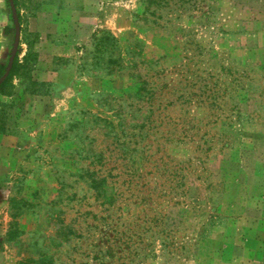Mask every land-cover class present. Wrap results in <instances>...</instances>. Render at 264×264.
<instances>
[{
    "label": "rangeland",
    "instance_id": "obj_1",
    "mask_svg": "<svg viewBox=\"0 0 264 264\" xmlns=\"http://www.w3.org/2000/svg\"><path fill=\"white\" fill-rule=\"evenodd\" d=\"M23 1L0 124L27 149L0 181V264H264L260 1L87 0L92 32L66 8L39 31ZM16 36L0 0L6 69ZM128 52L141 64L119 69Z\"/></svg>",
    "mask_w": 264,
    "mask_h": 264
},
{
    "label": "crops",
    "instance_id": "obj_2",
    "mask_svg": "<svg viewBox=\"0 0 264 264\" xmlns=\"http://www.w3.org/2000/svg\"><path fill=\"white\" fill-rule=\"evenodd\" d=\"M22 2V0H20ZM87 0H83L82 6H77L75 9H68L70 6H66V4H61L62 6H58V11L55 12L56 7V1L55 0H41L38 10L35 12L34 19H31V23L33 26H39V31L42 32H48L51 24L45 23L48 19L52 18V16L56 17L57 24L55 27L58 29V27H62L65 24L64 18H63V10L66 8V12L71 11V17H68L66 20L70 24L78 23L80 26H84V30L88 28L86 23L87 21L91 24H94V27L92 26V29H90V32L95 30V27H97V19L99 17L97 16V13H88V10H86V2ZM24 3L27 4L26 10L29 8L30 0H24ZM91 27V25H90ZM34 30V29H32ZM87 32V31H86ZM31 147V144H30ZM27 146H25V142L23 139L20 138V136L16 134H0V181H3L7 175V172H10L11 170H14V166L16 163H19L22 161V156H24V152L26 151ZM18 161V162H17ZM8 164V165H7ZM7 189H5L4 184H1L0 182V235L1 230L5 228L6 224V217H7ZM4 225V226H2ZM5 233V232H4ZM3 233V234H4Z\"/></svg>",
    "mask_w": 264,
    "mask_h": 264
},
{
    "label": "trees",
    "instance_id": "obj_3",
    "mask_svg": "<svg viewBox=\"0 0 264 264\" xmlns=\"http://www.w3.org/2000/svg\"><path fill=\"white\" fill-rule=\"evenodd\" d=\"M259 1L261 3V7L264 8V0H259ZM111 39H113L116 42V45H117L116 46V49L119 50V51H122V47L120 46V43H119L118 39L115 38V37H113L112 35L111 36L110 35L104 36V37H102L98 41L97 46L98 47L100 45L102 46L101 48H99V50L100 51H103L105 49V42H107V40H111ZM133 44L134 43L129 44L128 48L131 47ZM136 44H138V43H136ZM120 54H121V56L119 55L118 60L113 61V63H117V65L119 66V69L120 68L121 69L122 68L123 69L124 68H127L128 67V64H129V66L134 65L137 68L141 64L140 60H138L139 59V56L137 54H135V53H132L131 54L130 52H128V56L127 57H125L123 55V53H120ZM18 67L19 66H18V57H17L16 60H15V64H14V67H13V70L11 72L10 77L8 78V80L3 85L0 86V93L7 94L6 93V92H8L7 91V87L11 83V81L13 80V77H14V75H15ZM5 71H6V66L3 65V64H0V78H1V76H3V74L5 73ZM148 85H149L148 84V80H145L144 81V86L142 88H144V90H146L147 92L151 93V90H149L147 88ZM139 91H141V88L138 89V94H139ZM148 98H149V100L151 99L150 96ZM0 134H13V133L8 130L7 126H5L4 123H1L0 124Z\"/></svg>",
    "mask_w": 264,
    "mask_h": 264
},
{
    "label": "water",
    "instance_id": "obj_4",
    "mask_svg": "<svg viewBox=\"0 0 264 264\" xmlns=\"http://www.w3.org/2000/svg\"><path fill=\"white\" fill-rule=\"evenodd\" d=\"M13 13H14V19H15V23H16V29H17V36H16V42H15V46L14 49L12 51V55L10 58V62L8 64V67L5 71V73L3 74V76H1L0 78V86L3 85L8 78L11 75V72L13 70L14 64H15V60L17 58L18 55V51L20 48V43H21V36H22V29H21V23H20V17H19V13L17 10V6H16V2L15 0H9Z\"/></svg>",
    "mask_w": 264,
    "mask_h": 264
}]
</instances>
